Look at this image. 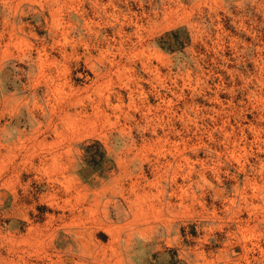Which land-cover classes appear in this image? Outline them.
Masks as SVG:
<instances>
[{
    "label": "rangeland",
    "instance_id": "374dc122",
    "mask_svg": "<svg viewBox=\"0 0 264 264\" xmlns=\"http://www.w3.org/2000/svg\"><path fill=\"white\" fill-rule=\"evenodd\" d=\"M0 264H264V0H0Z\"/></svg>",
    "mask_w": 264,
    "mask_h": 264
},
{
    "label": "trees",
    "instance_id": "16d2710c",
    "mask_svg": "<svg viewBox=\"0 0 264 264\" xmlns=\"http://www.w3.org/2000/svg\"><path fill=\"white\" fill-rule=\"evenodd\" d=\"M184 28H178L164 33L155 40L156 46L165 52H175L183 49L187 38L182 40L180 35ZM84 166L91 171V174L104 175L107 171L113 169V162L107 156L103 146L98 141H91L82 146ZM82 181H87L86 177L79 174ZM169 254V253H168Z\"/></svg>",
    "mask_w": 264,
    "mask_h": 264
}]
</instances>
